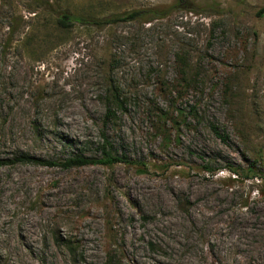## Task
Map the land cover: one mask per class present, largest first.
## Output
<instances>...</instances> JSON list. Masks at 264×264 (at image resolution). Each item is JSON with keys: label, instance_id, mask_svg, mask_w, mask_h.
Segmentation results:
<instances>
[{"label": "rangeland", "instance_id": "rangeland-1", "mask_svg": "<svg viewBox=\"0 0 264 264\" xmlns=\"http://www.w3.org/2000/svg\"><path fill=\"white\" fill-rule=\"evenodd\" d=\"M48 1L92 18L173 2ZM195 1L213 7L66 32L23 13L6 50L0 28V160L98 157L105 133L128 161L0 167V264H67L55 236L76 239L86 264L115 236L123 264H264V0ZM179 57L199 83L181 99ZM109 79L127 105L104 127Z\"/></svg>", "mask_w": 264, "mask_h": 264}, {"label": "trees", "instance_id": "trees-1", "mask_svg": "<svg viewBox=\"0 0 264 264\" xmlns=\"http://www.w3.org/2000/svg\"><path fill=\"white\" fill-rule=\"evenodd\" d=\"M212 7L213 5L200 4L195 0H173L171 5L163 9L151 8L144 11L133 10L121 14H113L104 18H92L71 14L68 11H62L61 9L56 10L54 9V5L48 0H32L30 2H21L18 4H14L12 2L1 3L0 8L2 11L4 10V13L2 21L0 22V28L2 32L5 33V37L2 40V49H9L13 43V36L16 34H21L22 31L26 29V22L24 16L22 15L23 13H28V15H32V17H38L39 14L48 16L51 19V22H49L48 20H45V22L49 24V28L52 31L57 32L61 30L66 32L75 24H80L87 27L101 28L109 26L111 24L133 22L139 20H143L141 21L143 23H149L154 19L163 18L165 15L175 10H185L191 13H200L202 11L210 10L212 9ZM38 29L39 27L37 23L32 24L30 33L35 32ZM179 58L178 60L176 59L180 68L179 74H181V76L185 78L184 81L182 80V82H178L179 87L181 88V92L176 95V86H171L168 94L167 91L166 94L170 96L172 94L171 97H173L175 93L176 96L173 98L178 97L179 99H181L183 93H185L186 91L188 92V90H191V88L193 87H197L196 85H198L199 83L198 79L196 78V73L191 75L188 63L183 62V60ZM106 84L107 88L105 89L104 99V127L107 124L114 122L116 114L124 112L127 105V100L123 96L119 84L115 83L111 79L107 80ZM160 86H163L164 88L166 87L165 83H161ZM168 89L169 88H167V90ZM171 89H174L175 91ZM172 104L175 105L174 100L172 101ZM196 108V106H190L188 111V113H192L194 118L198 116ZM176 109L180 113V116L184 115V113L180 109ZM165 115V113H162V111H160V117H163ZM210 129L211 132L215 136L219 137L222 141L226 140V134H224L223 132H219L217 127L211 124ZM97 151L98 157H90L84 155L83 153H79L72 154L69 158L61 162L46 161L43 159H36L28 155H20L14 157L11 160H0V167L22 163L42 166H57L62 169H70L88 165H102L111 167L119 162L128 163L127 160L123 159L122 156V158L117 156V154L113 151L111 142L109 141V138L105 133H102L100 136L97 144ZM54 241L59 248H62L65 251L68 258L67 264H86L80 243L76 241V239L71 237L55 236ZM107 244L108 245L106 247L104 261L102 264H123L124 251L120 245L119 239L115 236L114 238L109 239V241H107Z\"/></svg>", "mask_w": 264, "mask_h": 264}]
</instances>
